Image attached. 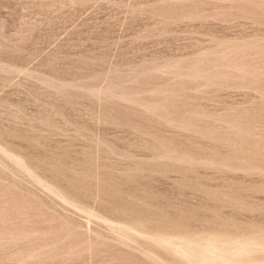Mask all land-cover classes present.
Here are the masks:
<instances>
[{
  "label": "rangeland",
  "instance_id": "rangeland-1",
  "mask_svg": "<svg viewBox=\"0 0 264 264\" xmlns=\"http://www.w3.org/2000/svg\"><path fill=\"white\" fill-rule=\"evenodd\" d=\"M263 230L264 0H0V264Z\"/></svg>",
  "mask_w": 264,
  "mask_h": 264
},
{
  "label": "bare ground",
  "instance_id": "bare-ground-1",
  "mask_svg": "<svg viewBox=\"0 0 264 264\" xmlns=\"http://www.w3.org/2000/svg\"><path fill=\"white\" fill-rule=\"evenodd\" d=\"M159 157L167 158L171 155L163 153ZM166 245V248L177 254L179 259L188 264H195V260L211 261L216 258L226 261L235 260L234 263L236 264H251L258 258L264 260V233L262 232L245 233L243 236H235L232 239L224 240H216L213 236L194 235L184 240L170 237Z\"/></svg>",
  "mask_w": 264,
  "mask_h": 264
}]
</instances>
